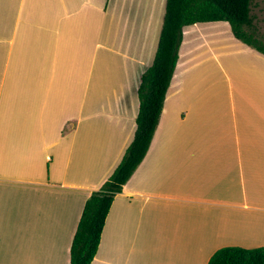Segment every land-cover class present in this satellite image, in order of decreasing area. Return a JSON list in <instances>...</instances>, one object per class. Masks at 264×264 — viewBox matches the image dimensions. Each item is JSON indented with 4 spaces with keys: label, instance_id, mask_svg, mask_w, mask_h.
Returning a JSON list of instances; mask_svg holds the SVG:
<instances>
[{
    "label": "crops",
    "instance_id": "obj_1",
    "mask_svg": "<svg viewBox=\"0 0 264 264\" xmlns=\"http://www.w3.org/2000/svg\"><path fill=\"white\" fill-rule=\"evenodd\" d=\"M148 1L121 21L119 0H0V264H70L86 200L135 135L165 12ZM214 51L227 87L198 71ZM225 246H264V53L216 21L185 26L91 264H208Z\"/></svg>",
    "mask_w": 264,
    "mask_h": 264
},
{
    "label": "trees",
    "instance_id": "obj_2",
    "mask_svg": "<svg viewBox=\"0 0 264 264\" xmlns=\"http://www.w3.org/2000/svg\"><path fill=\"white\" fill-rule=\"evenodd\" d=\"M252 5L253 0H165L155 56L143 71L138 87L140 108L134 138L113 173L86 200L71 244L70 264H91L116 194L147 154L177 66L185 26L228 22L238 39L264 53V46L255 36ZM208 264H264V246H225L213 253Z\"/></svg>",
    "mask_w": 264,
    "mask_h": 264
},
{
    "label": "rangeland",
    "instance_id": "obj_3",
    "mask_svg": "<svg viewBox=\"0 0 264 264\" xmlns=\"http://www.w3.org/2000/svg\"><path fill=\"white\" fill-rule=\"evenodd\" d=\"M128 1V0H127ZM141 1L144 0H137V3H141ZM158 1V0H156ZM164 1V0H163ZM133 0H129V7L130 6H134L135 4H133ZM148 3H149V8L150 6L153 4V0L150 2H146L145 3V7H148ZM128 4V3H127ZM163 2L159 8V12L161 11V9L163 8L164 10V6H163ZM125 8V11L124 9ZM126 7V3L125 0H119L118 2V12L120 16H123V18H121V21H125V18L127 16V14H129V10ZM252 15H253V26H254V31H255V36L258 38L259 40V44L264 46V0H253V5H252ZM128 17V16H127ZM129 18V17H128ZM127 18V19H128ZM161 18L158 17V19L156 20V26L159 25V20ZM196 42L199 44H203V40H199L198 37L196 38ZM212 59V60H211ZM222 59V54L219 53L218 51H214L213 54L210 56V61L208 60V65L205 64H197L198 65V71L204 69L205 73L203 72V74H206V81L208 83H212L213 81L210 80H214V83L216 82H224V86L227 87V85H229L230 83V77H231V73H227L226 67L224 63L222 64L223 61H221ZM213 61V62H212ZM213 89H216L215 85L213 87Z\"/></svg>",
    "mask_w": 264,
    "mask_h": 264
},
{
    "label": "bare ground",
    "instance_id": "obj_4",
    "mask_svg": "<svg viewBox=\"0 0 264 264\" xmlns=\"http://www.w3.org/2000/svg\"><path fill=\"white\" fill-rule=\"evenodd\" d=\"M133 1H134L133 4L137 3V0H133Z\"/></svg>",
    "mask_w": 264,
    "mask_h": 264
}]
</instances>
